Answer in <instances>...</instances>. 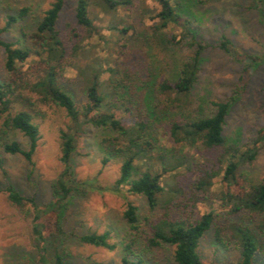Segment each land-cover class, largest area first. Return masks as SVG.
<instances>
[{
	"label": "trees",
	"instance_id": "16d2710c",
	"mask_svg": "<svg viewBox=\"0 0 264 264\" xmlns=\"http://www.w3.org/2000/svg\"><path fill=\"white\" fill-rule=\"evenodd\" d=\"M74 1V15L82 33L72 32L70 49L56 26L65 0H53L33 31L21 29L24 45L16 46V42L0 37L6 72L5 80L0 82V119L4 117L1 125L22 132L28 139L27 148L16 140L4 141L3 151L19 154L32 163L39 139L38 126L33 121L38 112L37 102L58 105L70 121L66 129L60 130L62 170L52 184V199L39 205L32 197L22 195L12 184L4 188L7 199L30 217L33 253L30 264H65V243L70 239L108 250L116 247L110 242L108 230L78 235L64 228L63 213L72 191L76 187L87 189L96 186L92 179H76L71 164L84 125L107 129L112 133L100 143L106 154L104 161L112 156H123L118 177L111 186L104 188L116 192L125 189L130 194L143 196L147 210L158 213L152 219L145 218L143 226L138 207L132 201L126 202L123 218L128 235L121 242V264H146V255L164 244L173 246L176 264H204L198 246L204 233L211 228L221 244L225 243L223 233L226 230L228 239L239 248L240 264H254L260 236L264 235V173L260 181L247 184L238 173V168L252 161L259 145H264V127L259 129L251 145L242 148L225 136L230 100L212 101L213 111L210 114L201 115L192 110V91L198 79L200 55L204 49L195 40L192 41V52L175 73L153 84L150 89L149 76H141L142 68L131 60L129 50L124 59L113 62L104 59L103 63L97 57L92 59V64L80 68L84 76L86 102L79 107L64 87L62 73L69 58H76L79 54L87 56L88 51L82 41L100 35L90 7L95 6L104 13L114 15L132 1ZM155 1L157 9L141 8V15L154 21L153 30L163 32L170 29L166 40L173 44L191 35L189 20L182 16L184 9L179 0ZM249 8L264 24V0H249ZM27 14L28 8L21 7L17 14L8 15L0 27V35ZM131 27H119L114 21L107 25L108 30L120 34ZM175 29L179 32L175 33ZM219 48L250 68L256 69L264 64V56L249 55L235 49L225 36L221 38ZM29 59L35 62L32 71L23 68ZM125 61L127 64L124 65ZM103 73H107L108 79H100ZM16 103L20 104V108L12 112ZM106 105L110 106L109 110L103 109ZM123 117L130 119L128 124L123 122ZM161 127H164L162 132L159 130ZM161 133L167 134L169 145L162 143ZM198 146L216 150L217 154L212 157L205 153L203 160L197 161L183 150L184 147L197 149ZM181 169L187 174L197 173L193 182L196 190L207 192L216 180L220 182L219 199L228 207L227 213L236 216L227 226L214 225L211 211L192 220L171 216L175 199L183 194L175 183L176 174ZM165 175L170 179H166ZM104 188L96 186L94 189Z\"/></svg>",
	"mask_w": 264,
	"mask_h": 264
},
{
	"label": "rangeland",
	"instance_id": "374dc122",
	"mask_svg": "<svg viewBox=\"0 0 264 264\" xmlns=\"http://www.w3.org/2000/svg\"><path fill=\"white\" fill-rule=\"evenodd\" d=\"M53 0H0V27L8 15L17 14L21 7L28 8V14L0 35L5 40L24 45L21 29L34 30L44 11ZM132 3L120 8L114 15L104 13L91 6L92 17L100 35L82 41L87 56L78 55L69 58L63 71L62 82L81 107L86 102L84 76L80 68L92 64V59L99 58L109 62L125 58L127 50L132 59L140 65L141 76H149V89L166 77H171L176 68L184 62L193 50L192 41L204 46L200 55L198 79L192 91V110L201 115L213 111L212 101L230 100L231 106L226 117L225 136L236 145H251L259 129L264 127V64L256 69L245 63L235 61L219 48L223 36L228 38L235 49L249 55L264 56V24L255 11L249 8V0H179L182 3V16L189 20L191 35L185 36L179 43H169L163 32L151 28L154 21L141 15V8H158L155 0H131ZM74 0H65L57 20V29L70 49L73 41L72 32L82 33L74 15ZM114 21L119 27L132 26L126 33L120 34L107 29ZM179 32L175 29V33ZM125 46V47H124ZM118 51V53H117ZM127 64V61L123 63ZM246 67V69H245ZM24 69L32 71L35 62L29 59L23 64ZM4 52L0 48V82L5 80ZM100 79H108L103 73ZM34 96V95H33ZM12 112L20 108L14 105ZM38 112L33 121L38 126L39 139L32 163L19 154L3 151L4 141L16 140L23 148L28 147L27 137L15 129L4 128L0 131V264H30L32 257V230L30 217L8 199L5 186L13 187L26 197H32L39 205L52 199V184L62 170L60 162V130L70 123L63 108L52 103H36ZM103 109L109 110L106 105ZM11 112V113H12ZM130 119L123 117L128 124ZM164 127L159 128V130ZM107 129L84 125L75 151L71 157L73 174L76 179H92L96 186H111L119 175L123 156H112L106 161V154L100 143L110 136ZM162 143L169 145L167 134L161 133ZM197 161L206 155L215 157L216 150H207L198 146L184 147ZM176 174V186L182 189V195L175 199L172 217L196 219L202 213L211 211L215 224L227 226L236 216L229 215L227 208L219 199L220 182L216 180L210 191L203 192L193 187L197 173L187 174L183 169ZM238 173L248 183L260 181L264 173V145L252 161L241 164ZM166 179H170L165 175ZM172 179V178H171ZM242 184V181L239 179ZM96 186L94 188H96ZM75 188L68 197L63 213L64 228L76 234L109 231L110 242L115 243L113 250L81 243L75 239L67 240L65 264H121L122 240L128 235V228L123 218L127 201L138 207L141 225L144 219H152L157 212L147 210L143 196L130 194L127 190L110 191L104 189ZM30 209V206L27 205ZM224 244L219 243L211 228L200 239L198 253L204 264H240V252L236 243L223 233ZM146 264H176L173 259V246L164 244L146 255ZM254 264H264V235L260 236V246L255 255Z\"/></svg>",
	"mask_w": 264,
	"mask_h": 264
}]
</instances>
